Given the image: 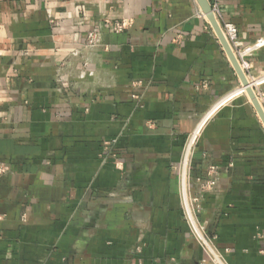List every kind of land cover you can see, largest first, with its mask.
I'll list each match as a JSON object with an SVG mask.
<instances>
[{"label": "crops", "instance_id": "0c3cea01", "mask_svg": "<svg viewBox=\"0 0 264 264\" xmlns=\"http://www.w3.org/2000/svg\"><path fill=\"white\" fill-rule=\"evenodd\" d=\"M209 1L264 41V0ZM245 60L262 99L264 47ZM241 87L196 0H0V264H211L177 171L201 124V225L223 264H264V126L247 97L219 105Z\"/></svg>", "mask_w": 264, "mask_h": 264}, {"label": "built area", "instance_id": "2783aa9c", "mask_svg": "<svg viewBox=\"0 0 264 264\" xmlns=\"http://www.w3.org/2000/svg\"><path fill=\"white\" fill-rule=\"evenodd\" d=\"M214 11L215 8L213 7ZM132 25V20L126 19L118 22H108V28L114 32L115 34H120L125 32ZM222 27L224 35L234 50L241 68L246 73L249 82L252 83L254 88L255 83L252 82V77H250L249 70L250 64L245 60V57L251 51L255 49L264 47V41H260L252 48H244L242 43L239 41L238 37V29L231 23H226ZM86 47L90 50H96L102 47L101 36L98 32H91L88 37V42ZM107 49L106 47L104 48ZM90 67L89 61H85L84 68L88 69ZM255 90V88H254ZM256 92V91H255ZM257 94V93H256ZM258 96V95H257ZM261 97L258 96L260 103L264 107V94ZM226 102V100L221 101L219 105H222ZM218 105V106H219ZM204 124H201L186 140L182 160L180 165L177 167L179 185H180V195L182 199V208L183 214L186 222L189 224L191 228V233L193 237L199 242V244L203 247L205 252L207 253L211 264H223L217 254L215 248L212 245L211 239L207 236L204 228L201 225L200 214L202 213V205H201V197L202 194H193L191 190V166L192 159L194 155V151L197 146L198 138L202 131ZM108 146V144L106 145ZM115 159V155H113ZM119 164V163H118ZM9 171V168L5 165L0 166V176L6 174ZM218 180V168L215 166H211L208 170V179L201 183L200 190L201 192L211 191Z\"/></svg>", "mask_w": 264, "mask_h": 264}, {"label": "water", "instance_id": "95a60500", "mask_svg": "<svg viewBox=\"0 0 264 264\" xmlns=\"http://www.w3.org/2000/svg\"><path fill=\"white\" fill-rule=\"evenodd\" d=\"M197 4L199 5L203 15L206 17L208 22L210 23L213 31L215 32L218 40L220 41L225 53L227 54L236 74L238 75L241 85L246 89V93L248 98L250 99L255 111L257 112L261 123L264 126V107L259 101V98L254 90L253 87L250 86L249 79L246 73L241 68L240 62L232 49L231 45L229 44L228 40L226 39L222 27L216 17V13L213 9L212 4L209 0H196Z\"/></svg>", "mask_w": 264, "mask_h": 264}, {"label": "rangeland", "instance_id": "374dc122", "mask_svg": "<svg viewBox=\"0 0 264 264\" xmlns=\"http://www.w3.org/2000/svg\"><path fill=\"white\" fill-rule=\"evenodd\" d=\"M242 97H247L248 98V96L246 94H243L239 89H237V91H234L233 93H230L223 100L233 101L234 99H238V98H242Z\"/></svg>", "mask_w": 264, "mask_h": 264}, {"label": "bare ground", "instance_id": "6f19581e", "mask_svg": "<svg viewBox=\"0 0 264 264\" xmlns=\"http://www.w3.org/2000/svg\"><path fill=\"white\" fill-rule=\"evenodd\" d=\"M250 86H251V83H250ZM252 87V86H251ZM242 88V91L244 92V94H246L247 95V93H246V89L242 86L241 87ZM249 101H250V99H249ZM251 102V101H250Z\"/></svg>", "mask_w": 264, "mask_h": 264}]
</instances>
